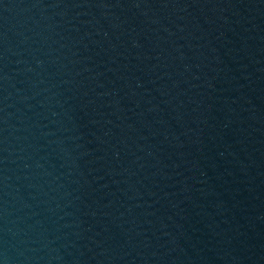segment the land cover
<instances>
[{
	"label": "water",
	"instance_id": "obj_1",
	"mask_svg": "<svg viewBox=\"0 0 264 264\" xmlns=\"http://www.w3.org/2000/svg\"><path fill=\"white\" fill-rule=\"evenodd\" d=\"M0 264H264V0H0Z\"/></svg>",
	"mask_w": 264,
	"mask_h": 264
}]
</instances>
